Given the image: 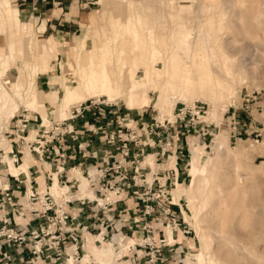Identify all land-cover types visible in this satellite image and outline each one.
<instances>
[{
    "label": "rangeland",
    "instance_id": "obj_1",
    "mask_svg": "<svg viewBox=\"0 0 264 264\" xmlns=\"http://www.w3.org/2000/svg\"><path fill=\"white\" fill-rule=\"evenodd\" d=\"M7 1V6L4 7L2 5V7L0 5L1 10H7L8 7L19 10V8L12 6V0ZM237 1L238 0H175L172 3L171 0H133V2H135V5L131 10L129 0H67V2L63 1V5H65L66 2V6L69 7L65 10V12L69 11L72 3L77 5V11L78 13L80 12L79 18H81L80 20H82L83 24L80 27V31L77 33H71L72 37L70 34H64L58 35L57 37L51 36L46 39L44 38L46 36H41V34H38V31L42 32L45 30V24L40 28L39 25L36 24V19H24L26 17L24 14H20L19 12L15 11V17H17L19 20L21 19L23 24L26 23L31 25V34L27 37V51H29V55L24 57L23 60V58L21 57L22 52L19 51V49L23 48V43L26 41L24 40L23 34L25 30L22 29L21 31H19L20 34L17 35L15 50L10 52V56H8L7 58H10L12 55H19L22 59L21 60L16 56L17 62L12 65L13 69L9 73V77L12 79L13 77H17L18 68L20 64L23 63L22 61H34L33 59L36 56V52L33 48V45L35 43L44 41L48 44L51 40L62 39L63 41H60L62 48L55 54L56 56L52 61L53 71L48 74L49 76L46 75L48 78L42 80V82L45 83V86L41 89L47 90V85L50 81L51 76L61 77L63 74L62 71L68 70L66 65L62 66L64 58L68 56L70 60L74 59L77 53L75 47H80L84 42L89 45V43H91L94 38L96 39V41L97 38H99L98 43L101 44L103 39L110 34L107 19L109 18L111 21H120L118 20L117 16L120 14L119 12L121 9V13L124 15L121 16V19L125 21L128 20V18L126 17L128 16V13H131V11L133 14L137 11V14H140L142 16L143 14H145L148 6L153 5V9L155 10L149 13L150 17H148V20L157 22L168 20V23L174 20H180V22L185 27H187L188 25L192 28V33H194V36H197L202 30V25L199 24L201 21L208 20L207 22L209 24L206 23L205 27L207 26V24L210 26L211 22H213V30H211V33L213 34L210 33L209 38H207L209 41V45L211 44L208 50L210 55L212 53V55L210 56L212 66H210L213 70H218L219 72L218 67L215 66V60L213 59L215 57L216 59H219L220 62L227 63L228 67L236 69L237 71H235L239 76L241 75L240 73H243L244 71V82H242V80H238L236 82H233L234 84H231L233 91V103L230 104L229 107H227V110L225 112H222V121L220 123L221 127L218 131H214V135L211 136L210 140L205 143L204 141H200L199 139L191 137L189 141L190 151H187L185 153L187 154V159L184 162L185 165L187 164V175H185L187 179L184 183V186H189L193 181V158L195 156L196 149L197 151L203 149V158L206 159L210 156V158L213 159V162L211 163L209 169H202L201 177L207 176L209 170V176L212 178L211 183L216 185L215 192L218 193L217 186H223L227 189L224 204H221L222 198L219 195H216L215 199L212 200L210 204L206 201L204 203L205 208L203 210V214L210 219L212 235L214 234L213 241L216 244L217 256L214 257L215 255H212L211 260L215 261L214 263L218 264H264V0H242L241 2ZM245 1L249 2H246L245 4ZM233 2L237 4L239 9L237 8V6H235L236 4L234 5ZM238 3H242V8L239 7L240 4L238 5ZM248 5H250L251 7ZM233 6L236 8H234ZM200 9L202 11H200ZM234 9L236 10V12ZM74 10L75 9L72 8L71 12L68 13L67 16L72 17L75 13ZM89 13H93L96 19L92 16H87ZM219 13L225 15V19L221 21L220 25L217 24V20H221L219 17ZM204 14L206 16H204ZM202 17L208 18L203 19ZM2 18L3 17L0 16V20H2ZM133 21H136V19H133ZM187 22L190 24H187ZM168 23L167 25H169ZM199 25L201 30H199ZM6 29L7 26L5 25V23H0L1 53H6L7 51L8 39L4 35ZM197 30H199V32H197ZM175 35H178V33H176ZM168 39H171V32L169 34V31ZM193 40L194 42H196V38H194ZM175 41L177 40L174 39V42ZM78 44L80 46H78ZM215 44H217V47L215 46ZM212 45L215 46L217 50H211ZM25 46L26 45H24V47ZM100 51L106 52L107 50L105 48H101ZM173 52L176 53L175 55L177 56L183 54L181 55V58H185V62L190 59L188 58L189 55H187V47H176ZM216 52L217 54H215ZM179 53L181 54L178 55ZM186 55L187 57H185ZM213 55L214 57H212ZM191 60L192 59H190L189 62H191ZM166 70L165 73H168L169 69L167 71ZM169 71L172 72L171 70ZM170 74L172 75V73ZM219 74H223L224 78H226V75L224 73H221V71L219 72ZM38 83L40 84L39 80ZM112 89L113 88H111L109 85L101 87L98 89L97 95L85 98L82 103L90 99L99 98H102L101 100L108 101L111 105H113L112 110H118L119 114H121L122 116H128L130 126L135 127V123L137 122L142 124L141 128L144 135L146 134V138L149 137L148 134L155 128V126H153L152 124L154 123L155 125L156 120L161 122L164 119L170 120L172 118L168 112L170 110L174 120L175 108L179 107L181 104H187L186 102L181 101V97L177 93L178 95L176 94L172 97L170 106L166 111L162 110L161 106L155 101V98L150 101L151 104L150 102H141L143 104L138 103L133 107H129L126 101V97H123L121 94H113ZM203 98L197 97L193 101V103L187 105H193L196 102L206 104L208 106V113L206 116L207 118L209 117L208 115L210 111V105L207 101V98ZM226 105V103H222L220 104V108L223 109V107H225ZM229 108L231 112H233V110H236L237 112L238 129L241 132L240 140L231 138L233 126L230 125V121L227 119L229 115L226 114ZM23 109L21 107L18 113ZM18 113L16 112L14 113V115H12V117L10 118L11 122H9V124L1 131V134L4 135H2V137L4 141L6 140L5 142L8 145H10V142L8 141V138L4 133L7 130H10L11 126H13L14 121H12V119L16 117ZM33 117L35 118V115ZM173 120L171 119V121ZM38 122L40 123L42 121L39 120ZM247 122L248 125L246 124ZM0 123V125H2L4 122L1 121ZM157 132L160 131L157 129L155 130V133ZM218 134H221L222 136L219 142L223 141L225 143L224 150L214 149L216 142H218ZM144 142L150 145L153 144V141L148 139H144ZM162 145L164 146V144ZM0 150L2 153L1 147ZM173 151H175L174 148ZM26 153L27 151H25L23 162L26 158ZM151 153L153 152L150 150L145 153V162L148 164H152V160L156 163L155 157H153ZM168 154L169 153H167L165 157L159 161V164L166 163V169L168 167L175 168L174 164L176 161L173 162L172 159H176L177 155H179L180 153L171 155L170 158H168ZM147 157L149 159H147ZM197 157L203 160L200 153H198ZM23 162L20 164H23ZM2 163L3 165H5L3 157ZM34 164H36L35 160ZM15 165L19 166L18 164ZM157 168L161 170L164 168V165H159L158 167L156 163V166H154L153 169L156 171ZM149 172V170L146 171L147 178H149L150 180L151 174H149ZM0 180H2V178ZM172 200L174 203H176L174 199ZM176 204H181L183 208L181 213V221L179 222L182 224L181 231L185 229L187 231V235H184L181 231H179V233H176L175 236H173L172 233V236L174 237L175 241L178 240V242H182V246H186L187 249H184V252L183 250L181 251L182 253L180 257L175 255V258H177V262L175 261L174 263V261H172V258H170L168 261L170 264H205L204 262H197L201 259L200 256H197V254H191L192 252H196L200 249V242L198 238L195 237L197 236L195 229L190 225V223L185 220V214L190 217L193 216L192 212L188 209V202L186 199H183ZM215 230L217 231L215 232ZM169 233L170 232L168 230V235ZM222 233L224 235H221ZM125 234L128 235L124 236L134 240L135 243L142 242L144 239L142 234L139 233L132 235V233H128V231H126ZM181 234H183L184 236H182ZM118 235H115L114 237ZM230 235H232V237ZM105 236V240H102L107 244L110 243L113 239V235H109L108 237L107 235ZM191 243L193 244L194 249L190 248L189 244ZM107 246L109 247V245ZM246 249L248 252L246 251ZM130 253L131 252L127 250L123 254ZM98 254L99 252L96 251V255H91L89 258L97 263L102 264L99 257L100 255ZM123 256L125 257V259H128V255ZM165 259H167V257ZM121 261L123 262V260Z\"/></svg>",
    "mask_w": 264,
    "mask_h": 264
},
{
    "label": "bare ground",
    "instance_id": "obj_2",
    "mask_svg": "<svg viewBox=\"0 0 264 264\" xmlns=\"http://www.w3.org/2000/svg\"><path fill=\"white\" fill-rule=\"evenodd\" d=\"M174 1L175 0H171L172 3ZM241 1L242 0H238L237 2ZM246 2L249 1H245V4ZM7 4V0H0L1 6L3 5L5 7ZM235 4L236 3H234V5ZM239 4L240 3H238V5ZM241 4L239 7H241ZM129 5L132 10L135 2H133V0H129ZM235 6H237V4ZM153 8V5H149L145 14L142 16L137 14V11L134 14L131 11V13H128V16L126 17L128 20L125 21L121 19V16H124L121 13L122 9L119 12L120 14L117 16L120 21H111L108 18L107 24L110 34L103 39L101 44L98 43L99 38H97V41L94 38L89 45L84 42L80 46V42L78 44L80 47H75L77 52L75 58L71 60L68 56L64 58L62 66L66 65L68 70L62 71L63 74L61 77L51 76L49 88L47 90L40 88L38 80L42 75H48L53 71L52 61L56 56L55 54L62 48L60 41L63 40L54 39L48 44L44 41L35 43L33 45L36 52V56L33 59L34 61H22L23 63H21L18 68L17 77H13L11 79L9 77V73L13 69L12 65L17 62L16 56L19 59L21 58L19 55H12L10 58L7 57L10 56V52L15 50L17 35L20 34L19 31L22 29L25 30L23 34L24 40L26 41L23 43V48L19 49V51L22 52L21 57L23 60L24 57L29 55V51H27V37L31 34V25L26 23L23 24L21 19L19 20L14 16V13L16 14L15 11L17 10L10 7H8L7 10L0 9V16L3 17L2 20H0V23L4 22L7 26L4 35L8 39L6 53H1L0 47V122H4L0 125V147L2 148L3 160L5 162V169L7 170V173L16 177L20 174H26L29 176V167L34 164L33 157L29 152L26 153V158L23 164H20L19 166L14 164V158L8 154V151L11 150V145H8L5 142L6 140L4 141L1 131L9 124V122H11L10 118L14 115V113H18L21 107L22 109L25 108L30 112V116H34L36 114L39 115L44 124H48L55 118L65 119L70 116L72 106H78L85 98L97 95L98 89L107 85L113 88V94H121L123 97H126L129 107H133L141 102L149 103L155 98V101L161 106L162 110L166 111L170 106L172 97L177 93L180 95L181 101H184L187 104L193 103L197 97H206L210 105L209 117L206 119L209 122H214L220 125L222 121L221 116L223 115L222 112H225L227 107L233 103V91L231 84L238 80H242V82H244V71L242 70L243 73H240V76L237 75L236 69L228 67L227 63L220 62V60L216 59L214 55L212 57H214L215 66L218 67L219 72L221 71V73L226 75V78H224L223 74L220 75L218 70L212 69L210 57L212 53L210 55L208 50L211 44L209 45L207 38H209L211 30H213V22L210 21L211 25L209 26V23L207 22L208 20H198L201 21L198 23L202 25V30L199 25V30L201 31L199 34L197 33V36H194L192 28L188 25L185 27L180 20H174L169 23L167 22L168 20L159 22L148 20V17H150L149 13L155 10ZM200 11L202 10L200 9ZM219 14L221 20H217L218 25H220L221 21L225 19L224 14ZM87 16H92L96 19L93 13H89ZM204 16L206 15L204 14ZM133 19H136V21H133ZM188 22L187 24H190ZM167 23L169 25H167ZM206 23H208V29L207 26L205 27ZM199 30H197V32H199ZM168 31L169 34L171 32V39H168ZM176 33H178V35H175ZM194 38H196V42H194ZM174 39L177 41L174 42ZM24 45L26 46L24 47ZM215 46L217 47V44H215ZM215 46L212 45L211 50H217ZM176 47H187V55H189L188 58L192 59L191 62H189L190 59L187 60L188 58L186 59L187 62L184 61L185 58H181V55H183L181 54V51V53L178 54H181L180 56L175 55L176 53L173 51ZM101 48H105L107 51L101 52ZM215 54H217V52ZM187 55L185 57H187ZM166 67L172 72H170ZM166 69L168 70V73H165ZM170 73H172V75ZM105 102L110 104L106 100ZM222 103L227 104L223 107V109L220 108V104ZM168 112L173 120L171 110ZM221 137V134H218V142H216L217 145L215 144V150H224L225 148V143L223 141L219 142ZM198 153H200L201 158L204 156L203 149L199 151L196 149L195 156L193 158L194 177L192 183L189 186L177 183L176 188H173L171 196H173L172 199H174L176 203L186 199L188 202V209L193 214L192 217L185 214V220L195 229L197 235L195 237H197L200 242V249L196 252H192L191 254H197V256H200L201 259L197 262H204L205 264H218L211 260L212 255H215L214 257L217 256L216 244L213 241L214 234L212 235L210 219L203 214V210L205 208V201L210 204L212 200L215 199L216 195H219L222 198L221 204H224L227 189L223 186H217L218 193L215 192L216 185L211 183L212 178L209 176V170L207 176L201 177L202 169H209L213 159L209 156L206 159L203 158V160H201L197 157ZM147 159L149 158L147 157ZM172 160L173 162L176 161L175 158ZM154 166H156L155 162L152 168H154ZM166 166L167 165L165 163L164 168H166ZM174 166L176 168L175 164ZM75 172H77V175H75ZM79 174L80 171L75 169L72 171L70 177L79 176ZM1 178L2 180L4 179L0 175V179ZM2 180H0V182H2ZM40 180L42 181L41 184H44L43 177ZM54 186L56 194H58L59 190L62 189L66 197L69 198V194L67 193L68 189L66 187H60L56 174L54 175L52 191ZM87 191L88 182L86 180V176L82 175L81 196L88 195L91 199L96 198L94 194ZM70 198L74 199L75 197ZM100 202H102L101 199ZM176 205L181 206V204ZM168 230L170 232L169 239L171 242H174L172 237L174 229L169 227ZM216 231L217 230H215V232ZM181 235L184 236L183 234ZM221 235L224 234L222 233ZM114 236V239H112L113 243H111L109 247H106L109 252L113 250H117V252H119L129 246L135 245L134 240L122 234H119L116 237ZM230 236L232 237V235ZM93 238L94 237L89 234L86 236V242H88L90 251L94 253H96V251L100 252L97 246L104 243L102 236H99L97 246ZM189 245L191 249H194L192 243ZM70 254L72 255V251ZM85 256L82 259L83 264H86L83 262ZM92 261L93 260L90 259L92 264H100ZM70 264H75L73 258H71Z\"/></svg>",
    "mask_w": 264,
    "mask_h": 264
},
{
    "label": "built area",
    "instance_id": "obj_3",
    "mask_svg": "<svg viewBox=\"0 0 264 264\" xmlns=\"http://www.w3.org/2000/svg\"><path fill=\"white\" fill-rule=\"evenodd\" d=\"M50 1L55 2V0ZM62 4L64 2L58 0L56 6ZM112 107L113 105H109L104 100L90 99L78 106H72L68 118L52 119L48 124H44L37 114L36 119H33L25 108L12 119L13 126L4 134L10 142L11 150L8 154L14 158V164L20 165L23 162L20 155L23 156L27 151L33 159L37 158L38 161L50 166L53 164L56 168L54 175L56 174L58 179H66L67 173L73 170H70V162L81 157L83 161L78 164L80 166L86 160H93V164L87 167L85 176L88 187L99 194L103 201L78 200L79 203L76 205H79V213L73 216L66 208L70 205L74 206L75 201L67 200L62 189L54 195L50 187L43 190H39L38 187L32 188L29 192L26 188L22 197L18 198L7 181L9 178L13 179L18 183L17 190L21 191L22 182L19 177L24 174L16 177L8 173H0L4 178L0 182V264H16L18 259L22 260L26 257L28 259L24 264H38L46 260L53 264L70 263L71 258L75 264H81L84 244L77 229L78 217L94 215L98 210H109L124 198H131L136 202L137 207H143V220L146 223L142 231L145 233L144 248L148 250L143 257L150 264H161V260H165V247H172L173 244L167 236L157 242L154 236L155 228L147 221L150 218H159L162 220L161 226H166V232L172 226L174 234L181 231L182 224L179 221L182 212L180 210L178 214L173 209L176 204L171 197V191L176 188L178 180L176 177L175 180L171 179L162 184L160 177L165 176L168 171L163 168L165 171L161 172L162 169L157 168L153 172V168L145 162V149L156 146L157 142L164 144L157 155L158 167L164 165L159 164V161L167 153H169L168 158L180 153L178 156L185 162L187 159L185 153L187 150L190 151V146H183L182 138L193 137L206 143L214 135V131L220 129L221 124L206 120L208 113L206 104L200 102L192 106L181 104L174 110V121L156 120L155 125L154 123L152 125L160 132L155 133L153 129L148 134L149 137L144 138L146 134L143 133L142 124L137 122L135 127L130 126L128 116H122L118 110H112ZM226 114L229 115L227 119L233 126L231 138L240 140L241 132L238 129L236 110L231 112L229 108ZM39 120L42 122L38 123ZM78 120L83 121L82 132L74 127V123ZM32 122L37 123L35 129L30 127ZM246 124L248 125V122ZM85 134H90L91 137L99 136L100 142L113 151L110 152L108 159L100 162L97 153L93 151L88 153L89 147L92 146L91 137L74 146L72 154L68 153L71 150L69 141L78 142ZM144 139H154V143L150 145L144 142ZM13 145L16 146V152L12 149ZM20 148L25 149L24 153ZM0 164H3L1 157ZM148 169L154 177L152 182L147 178ZM36 180L34 179L38 186ZM51 182H54V176ZM66 183L67 181L63 182L64 185ZM14 216L26 222L25 226L15 223ZM81 229L87 231L86 227ZM181 232L187 235L185 229ZM67 246L69 252L72 251V255L68 254Z\"/></svg>",
    "mask_w": 264,
    "mask_h": 264
},
{
    "label": "crops",
    "instance_id": "obj_4",
    "mask_svg": "<svg viewBox=\"0 0 264 264\" xmlns=\"http://www.w3.org/2000/svg\"><path fill=\"white\" fill-rule=\"evenodd\" d=\"M57 1L55 0V2H52L50 0H47L46 2H43L42 0H12V6L13 7H17L19 8V10H17L19 13L24 14L26 17L24 19H36L35 21L37 22L36 24L39 25V27L41 28L44 24H45V30L40 32L38 31V34H41V36H46L44 37L49 38L51 36H55L57 37L58 35H64V34H71V33H77L80 31V27L82 24V20H80V12L78 13L77 11V5L75 4H71V8L69 9L68 12H65V10L67 8H69L68 6H66V2L67 0H63L66 1L65 5H60V6H56L57 5ZM75 1H79V0H75ZM74 2V1H73ZM74 8V14L72 17L67 16L68 13L71 12V9ZM83 17V16H82ZM46 78H48L46 75H42L39 79L40 81V88H43L45 86V83L42 82V80H45ZM47 87L49 88V82ZM33 119H36V115L35 118L33 117ZM140 124V123H138ZM34 126V127H33ZM37 126V123H31L30 127L32 129H35ZM74 127L76 130H79L82 132V130L84 129V125H83V121L82 120H78L74 123ZM91 135L90 134H85L82 135L80 137V140L78 142H72L69 141V144L71 146V150L68 152L69 154L73 153V147L77 146L80 142H85L86 140L90 139ZM145 138V136H143ZM155 138V137H154ZM92 139V146L89 147V151L90 152H95L97 153L98 156V161H102L103 159L106 160L108 159V157L110 156V152H113L108 146L104 145L103 143L100 142L99 140V136H95L93 135L91 137ZM156 139V138H155ZM191 137H187V139H183V146H190L189 141H190ZM157 140V139H156ZM154 143V139L151 140ZM163 145L159 144L158 142L156 143V146L153 147H147L145 149V153L147 151H152L153 153H151L153 155V157H155V160L157 161L159 158L157 157V155L160 153V149ZM15 145H13V151L16 152L15 150ZM20 150L24 153L25 149H21ZM156 150V151H155ZM188 151V150H187ZM184 152H186V150H184ZM0 157L2 158V153L0 152ZM10 155V154H9ZM150 155V156H152ZM21 159L23 160L24 155H20ZM36 159V160H35ZM34 160L36 161V164H33L32 166H30V170H29V176H27L26 174L19 177L20 181L22 182L21 186V191H18L16 188V185H18V183H16L13 179L9 178V180L7 181L10 185V187L15 191V195L18 198H21L22 195L25 193L26 188L29 192V190H31L32 188H37L39 190H43L44 188H48L50 187L51 189V193L56 194V192L54 191L55 186L53 187V191H52V185L54 184V182H51V178L52 176H54V173L56 171L55 166L52 164L50 166V164H46L44 162L38 161L37 158H35ZM81 161H83L81 159V157H79L76 161H72L69 163V167L70 170H79L80 174L79 176H71L72 171L67 173L66 175V179H58V183L61 187L63 188H67L69 189V198L65 197L67 200H71V201H75L74 206L70 205L69 207L67 206V210L74 216L78 215L79 213V205H76V203L78 200H98L100 201V199L103 201V199L101 197H99V194L95 193L91 187H88V191L91 194H94L96 198L91 199L88 195L86 196H81V177L82 175H85V172L87 170V167L91 164H93V160H86L84 163H82L80 166L78 165ZM180 161V162H179ZM75 163V164H74ZM151 167L154 165V161L152 160V164H149ZM176 168H164L166 171H168L166 174H164L165 176L160 177V181L163 184L164 182H169L171 179L175 180L177 177L178 182H181V184H184L186 182L187 177L185 175H187V165H185L184 161H182L180 159V157L177 155L176 158ZM75 167V168H74ZM164 169L161 170L165 171ZM149 170V169H148ZM7 170L5 169V165L0 164V173H7ZM77 175V172H75ZM151 174V173H149ZM26 176L28 177L26 179ZM81 176V177H80ZM43 177V182L44 184H41V178ZM151 179L148 181L152 182L151 180L154 179V177L151 174ZM34 179H37L36 181L38 182V186L35 184ZM87 180V178H86ZM64 181H67L66 185L63 184ZM88 181V180H87ZM6 183V182H5ZM57 195V194H56ZM70 197L74 198L71 199ZM172 197V196H171ZM25 199V198H24ZM173 209L177 212L180 213V210L182 212V206L180 205H176L175 207H173ZM14 216L13 220H15V223L17 224H22L25 226L24 221H20L18 220V218H16ZM79 219V226L77 227L78 233H80L81 237H82V243L84 244L83 250L81 251V258L83 259V257L86 256L83 260V262H85L86 264H92L90 262V256L91 255H96V253L90 251V248L88 246V242H86V236L87 234L91 235L92 237H94V241L96 242V244H98V238L99 236H102V239L105 240L104 237H106L105 235H107V237L109 235H118V234H123V235H128L125 234L126 231H128V233H132V235H135L137 233L142 234L143 238H145V233L142 231V228L144 226V224L146 223V221L143 220V207L142 206H138L134 200H132L131 198H124V200L122 202H118L115 203L114 206L112 208H109V210H98L97 213H95L94 215H87L86 217H78ZM161 221L159 220V218L156 219H152L150 218L147 222H150L153 224L154 226V236L156 241L158 242L159 240L165 238L166 236L169 239V235L168 232H166V226H161ZM165 222V220H164ZM82 227H86L87 231L84 232L82 231ZM120 227V228H119ZM125 229V230H124ZM179 233V232H178ZM177 233V234H178ZM176 233H173V236H175ZM172 236V237H173ZM114 239V238H113ZM174 239V237H173ZM101 241V240H99ZM113 242V240L110 243H103L100 246H97V248L99 249V253L98 255H100V261L102 262V264H150L146 258H144L143 256L145 255V253L148 251L147 249L144 248V244H145V240L143 239L142 242H136L135 245L133 246H129L128 248H125L123 250H120L119 252H117V250H113V251H107V245H110ZM70 245V244H68ZM182 242H178V240H174L172 247H165V258L167 257V259H165L164 261L161 260V264H169V259L172 258L175 263L176 259L175 255L180 257L181 255V251L184 249H187L186 246H182ZM127 250H129L131 253L130 254H123L125 253ZM67 251L68 254H70V250L68 249L67 246ZM120 254V255H119ZM167 254V255H166ZM123 255H128V259H125V257ZM123 256V257H122ZM97 257V256H96ZM122 257V258H121ZM28 257L20 260L18 259L16 261V264H24V261L27 260ZM123 260V262L121 261ZM125 261V262H124ZM177 262V261H176ZM37 264V263H35ZM38 264H53L52 262H49V260L40 262ZM61 264H70L69 262H62ZM81 264L82 260H81ZM181 264V263H180Z\"/></svg>",
    "mask_w": 264,
    "mask_h": 264
}]
</instances>
